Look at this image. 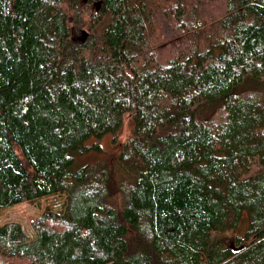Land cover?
<instances>
[{
    "label": "trees",
    "instance_id": "16d2710c",
    "mask_svg": "<svg viewBox=\"0 0 264 264\" xmlns=\"http://www.w3.org/2000/svg\"><path fill=\"white\" fill-rule=\"evenodd\" d=\"M53 194L0 264H264V0H0V210Z\"/></svg>",
    "mask_w": 264,
    "mask_h": 264
},
{
    "label": "rangeland",
    "instance_id": "374dc122",
    "mask_svg": "<svg viewBox=\"0 0 264 264\" xmlns=\"http://www.w3.org/2000/svg\"><path fill=\"white\" fill-rule=\"evenodd\" d=\"M73 37L75 41L85 40L86 38L76 28L73 29ZM131 124L132 120L125 113L123 122L117 133L118 138L122 139L127 135ZM111 137L112 135L110 133H106L100 138L91 137L87 139L85 145L89 146V148L74 154V161L71 168L77 170L87 163L106 159L108 154L119 146L112 142ZM95 143H98L100 146L99 150L93 147ZM63 199V194H53L38 198L33 203H19L1 209L0 247L79 225V223H69L60 218L58 210L61 207ZM248 222V212L242 211L239 218L233 221L224 232H221L223 241H226L227 237L232 234H242L248 228Z\"/></svg>",
    "mask_w": 264,
    "mask_h": 264
},
{
    "label": "water",
    "instance_id": "95a60500",
    "mask_svg": "<svg viewBox=\"0 0 264 264\" xmlns=\"http://www.w3.org/2000/svg\"><path fill=\"white\" fill-rule=\"evenodd\" d=\"M97 4H98V3H97ZM97 4H96V5H97ZM82 34H83V36H85V35H84V32H83Z\"/></svg>",
    "mask_w": 264,
    "mask_h": 264
}]
</instances>
